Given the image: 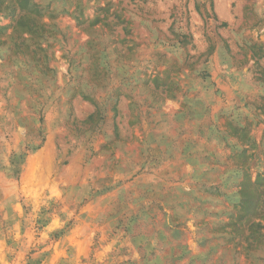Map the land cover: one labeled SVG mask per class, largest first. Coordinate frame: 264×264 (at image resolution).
<instances>
[{"label": "rangeland", "instance_id": "374dc122", "mask_svg": "<svg viewBox=\"0 0 264 264\" xmlns=\"http://www.w3.org/2000/svg\"><path fill=\"white\" fill-rule=\"evenodd\" d=\"M0 264H264V0H0Z\"/></svg>", "mask_w": 264, "mask_h": 264}, {"label": "trees", "instance_id": "16d2710c", "mask_svg": "<svg viewBox=\"0 0 264 264\" xmlns=\"http://www.w3.org/2000/svg\"><path fill=\"white\" fill-rule=\"evenodd\" d=\"M20 17H22V18H28L29 15L25 12V13H21L20 14Z\"/></svg>", "mask_w": 264, "mask_h": 264}]
</instances>
